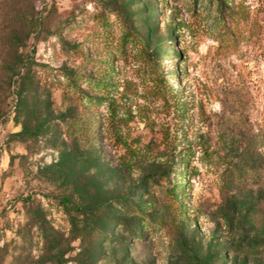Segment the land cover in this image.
Instances as JSON below:
<instances>
[{
	"label": "rangeland",
	"instance_id": "374dc122",
	"mask_svg": "<svg viewBox=\"0 0 264 264\" xmlns=\"http://www.w3.org/2000/svg\"><path fill=\"white\" fill-rule=\"evenodd\" d=\"M229 2L0 0V264H264V0Z\"/></svg>",
	"mask_w": 264,
	"mask_h": 264
},
{
	"label": "trees",
	"instance_id": "16d2710c",
	"mask_svg": "<svg viewBox=\"0 0 264 264\" xmlns=\"http://www.w3.org/2000/svg\"><path fill=\"white\" fill-rule=\"evenodd\" d=\"M210 3L212 2H215L217 4V8H218V11L221 15V17H223L224 13H225V10L226 9H230L231 6H230V2L229 0H208ZM117 15L120 16V20L121 22L124 24V27L126 28L127 32L125 34L126 37H130L132 39H135L137 38L138 40L142 41V37L140 36V34L138 33H133V26H132V21L127 17L126 14L122 13V12H119L118 10H115L114 11ZM225 14H231V13H225ZM225 19V22L227 21L226 18H223ZM222 19V20H223ZM174 104L176 105L174 107V111L176 112V115H179V113L181 112V110L183 109L184 110V106H182L181 104H179V102L176 100L174 102ZM93 124H95L96 126H98L97 122L95 121ZM188 155H185V162L187 163L188 161ZM185 163V164H186ZM188 164V163H187ZM186 164V165H187ZM166 171H162L160 173V176L161 177H164L166 176ZM144 179H142L139 183L140 186L139 187H142L144 185ZM134 196V195H133ZM132 196V197H133ZM128 201V200H127ZM59 203H61L62 206H64V208H66L68 211V213L70 212H75L77 214H89V213H95L97 212V210L100 208V207H103V206H106L107 205V202L105 203H101L97 206H94L92 207L91 205H79L77 203H74L68 196H61L59 198ZM121 205L123 207V210L121 211H124V212H128L132 215H137L138 213L141 214V215H148L147 212L144 211V208L141 207L140 204H137L135 205V202L134 201H128V202H124V199L121 201ZM137 210V211H135ZM145 222V229L149 230V224L151 222L150 219L148 220H139V223L142 224ZM128 223V221H124V220H121L119 222L120 225H125L123 228L125 229V232H130L131 229L129 226H126V224ZM137 237H138V234H137Z\"/></svg>",
	"mask_w": 264,
	"mask_h": 264
}]
</instances>
